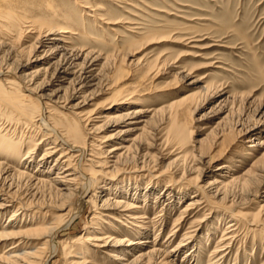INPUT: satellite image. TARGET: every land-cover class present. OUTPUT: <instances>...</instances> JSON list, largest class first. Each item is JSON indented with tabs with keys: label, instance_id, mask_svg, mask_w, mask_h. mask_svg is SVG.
<instances>
[{
	"label": "bare ground",
	"instance_id": "1",
	"mask_svg": "<svg viewBox=\"0 0 264 264\" xmlns=\"http://www.w3.org/2000/svg\"><path fill=\"white\" fill-rule=\"evenodd\" d=\"M74 1L82 8H91L85 0ZM22 3V0H0V264H50L61 253L65 258L62 264H97L93 255L104 250L110 253L102 264H188L190 259L194 262L196 257L190 250L183 252L192 242L188 241L191 231L184 230L174 245L167 246L170 238L183 228L185 218L194 226L205 220L208 214L205 211L214 207L230 212L235 204L241 208L247 204L230 198L229 194L235 183L245 185L248 179L223 172L224 163L217 167L218 176L205 184L197 179L199 173L190 174L197 167L187 169L186 164L184 166L190 153L183 148L181 141L185 133L177 117L186 115L201 90H208L209 86L203 84L172 101L170 105L177 108L170 113V105L140 106V98L145 93L134 91L110 92L96 112L84 111L85 92L97 81L94 67L100 54L67 40L69 34H75L77 26L66 10H58L55 2H46V10L41 12L44 16L27 20H23L24 11L17 9ZM193 41L189 39L188 43ZM105 63L107 58L102 65ZM171 64L175 69L181 68L178 60ZM79 97L82 100L74 102ZM129 102L134 103L126 106ZM114 108L117 109L112 111ZM158 113L171 121L172 136L178 139L169 154L177 151L164 166L159 165L158 156L143 153L137 161L138 157L129 155L143 128ZM94 120L107 121L110 126L129 125L125 133H139L131 138L128 135L117 145L102 151L103 157H99L96 150L100 144L95 145V142H100L101 137L97 135L99 128L92 122ZM262 144L264 140H253L250 146ZM138 148L135 146V150ZM38 149L42 152L35 161L33 154ZM215 159V155H211L207 166ZM32 165L33 170L29 169ZM121 176H146L149 183L142 194L133 186L137 196L129 198L132 183L116 182ZM164 182L157 193L152 183ZM184 185L191 194L174 217L169 233L159 242L157 234L150 237L146 231L144 222L148 206L144 200L155 191V197L160 199L161 194L174 205V196L180 200L186 194L185 191L176 196L174 189ZM141 197L144 204H140ZM86 203L91 206L89 220L82 219L87 227L83 235L86 246L77 252L71 251V244L80 237L72 239L64 234L73 228ZM257 207V212L264 215V199ZM166 208L162 206L156 216ZM198 212H201L200 217H197ZM102 216L111 221L101 219ZM252 216L247 212L234 213L221 233V244L212 252L226 251L228 245L223 242L233 241L238 218L253 224ZM100 220L113 229L117 228L114 221L121 225L130 223L133 227L127 229L135 230L138 236L131 241L115 230L104 231V226L95 225L101 224ZM147 222L153 225L150 219ZM261 224L264 225V217ZM180 252L184 254L180 262H176Z\"/></svg>",
	"mask_w": 264,
	"mask_h": 264
},
{
	"label": "rangeland",
	"instance_id": "2",
	"mask_svg": "<svg viewBox=\"0 0 264 264\" xmlns=\"http://www.w3.org/2000/svg\"><path fill=\"white\" fill-rule=\"evenodd\" d=\"M22 1L24 3L17 9L24 11L23 20L39 19L44 16L41 12L46 10V2H55L58 10H66L77 26L75 34H69L67 40L100 54V60L94 67L97 81L85 92L84 111L96 112L97 107L116 92L145 93L139 105L154 108L168 106L203 84L209 86L208 90H201L186 115L177 117L185 133L181 141L183 148L190 153L184 166L186 164L187 169L197 167L194 172H189L199 173L200 178L197 179L205 184L218 176L216 173L220 170L218 168L217 171V167L224 163L226 169H222L225 170L223 172L248 179L245 185L235 183L229 194L230 198L247 204L242 208L235 204L230 212L214 207L205 211L208 212L205 220L194 226L185 218L187 222L177 236L170 238L167 246L174 245L181 233L188 230L191 231L188 241L192 242H188L183 252L190 250L196 257L188 264H264V225L261 224L264 215L257 212L258 203L264 199V144L250 146L253 140H264V0H85L91 8H82L74 0ZM130 26L132 30L127 29ZM189 39L194 41L188 43ZM106 58L107 64L103 66ZM176 60L180 69L173 68L174 64H171ZM197 79L201 81L197 82ZM79 99L82 100L79 97L74 102ZM130 103L133 105L134 102L126 106ZM176 108V105H170L168 113ZM92 122L98 126L97 135L101 137L98 140L102 143L95 142V145L100 144V150H96L99 157H103L102 151L117 145L128 135L131 138L139 133H125L129 125L110 126L103 120ZM247 129L250 131L245 132ZM173 132L171 121L156 114L143 128L129 155L138 157L137 161L145 153L155 158L158 156L159 165L164 166L177 151L169 154L178 140L172 136ZM135 146H139L137 151ZM41 152V149L34 152L35 161ZM211 155L216 159L207 166ZM29 169L33 170L34 165ZM116 182L132 183L128 190L129 198L137 196L133 193V186L138 189L137 193L142 194L149 183L146 176H121ZM164 184L152 183L157 193ZM185 191L180 200L174 196V205L161 194L162 198L155 197V191L147 196L144 200L148 206L144 223L150 237L155 233L159 242L165 239L174 217L191 194L185 185L174 189L176 196V193ZM142 200L141 197L140 204H144ZM162 206L167 208L156 216ZM90 209L88 203L84 204L73 228L64 234V237L72 239L80 237L77 242L70 243L71 251L77 252L86 246L83 235L87 227L82 219L86 217L89 220ZM11 210L6 211L7 216ZM240 211L253 215V224L248 221L246 224L245 220L238 218L233 241L230 244L223 242L228 245L227 250L213 253L214 247L221 244L219 239L229 220ZM200 215L198 212L197 217ZM101 219L111 221L107 216ZM149 219L152 226L147 222ZM125 224L114 221L117 227L114 229L103 223L95 225L104 226V231L115 230V233L135 241L138 233L127 229L133 227L132 224ZM129 230L131 232H127ZM183 252L176 255V262H180ZM109 253L104 250L94 254V261L102 264ZM63 260L61 253L50 264H62Z\"/></svg>",
	"mask_w": 264,
	"mask_h": 264
}]
</instances>
